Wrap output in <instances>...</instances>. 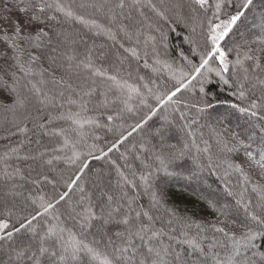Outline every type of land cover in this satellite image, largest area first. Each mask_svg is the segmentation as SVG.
Wrapping results in <instances>:
<instances>
[{"label":"snow or ice","instance_id":"obj_1","mask_svg":"<svg viewBox=\"0 0 264 264\" xmlns=\"http://www.w3.org/2000/svg\"><path fill=\"white\" fill-rule=\"evenodd\" d=\"M5 5L7 11L14 9L24 17L21 24L10 20L7 15L0 16V41L6 45L0 52V62L8 64L9 60L12 61L8 64L10 72L0 69L12 81L11 85L5 81L2 86L15 94L12 105L14 109L24 108L32 97H35L40 106L39 110L63 108L66 102L79 110L49 115L47 124L65 120L70 125L83 128V123L78 118L82 112L88 111L84 97H92L96 88L78 91L70 81L65 80L64 75L57 78L56 72L59 69L68 74L73 71L77 75L84 73L85 79L101 77L111 81L117 90L128 92V100L132 98V94L141 95L139 89L117 82L116 75L109 74L107 69L97 65L96 60L104 61L107 53H101L94 59L92 50L89 49L81 59L75 49L62 51L61 46L69 44L68 37L63 32H56L49 22L61 23L59 17H63L64 23L83 25L94 35H105L113 44L117 43L118 34L132 40L127 25H119L118 31L114 32L95 20L78 15L59 0H5ZM189 5L188 19L194 22L191 31L202 36L203 40L199 63H192L183 57L189 68L187 71L182 68L178 75L172 71L171 64H164L169 71V79L174 83L161 95L148 89L155 97L156 106L127 136L121 135L107 151L101 149L100 155H96L93 151H79L76 143L70 140L63 129L50 134L45 131V123L34 125L45 136L62 138L61 146L54 151L65 153L63 163L74 169L72 175L63 181L62 190H57L59 181L46 174L55 172L54 160L60 161V156L46 158L44 152L21 155L24 141L0 156V163L5 165L0 170V181L5 186L3 195L0 196V264H264V123L259 124L255 137L248 136L247 143L237 140L235 134L229 139L224 136L223 131L212 130L218 160L222 158L220 154L237 153L241 149L246 157L241 164L224 161L227 165L225 175L239 174L242 191L237 196V193L226 186L227 195L236 197L235 205L227 201L222 203L218 198L209 200V207L217 213L215 222H197L180 216L175 209L166 208L160 194L163 189L157 184V181L163 184L170 178H181V172L177 171L181 168V161H191V168L182 169L191 173L182 177L189 181L205 170L221 167L220 163L213 161L212 145L203 139L200 143L197 142L196 131L192 129V125L198 123L195 117L191 119V123L181 126V131L190 138V142L185 139L180 147L167 143L165 128L161 126L141 145L140 151L148 152L152 161L148 164L141 160L149 171L139 178L140 186L150 197L147 209L135 207L136 198L129 197L125 189L135 188L136 185L119 168H116L118 179L114 182L116 190L113 189V181L106 179L107 174L96 173L90 184L83 180L89 170L86 157L95 160L107 157L128 136L143 129L157 114L158 109L166 110L162 117L165 125H174L173 113L179 112V119L183 121L193 109L200 115L212 107L205 91V85L210 83L209 76L212 74L219 79L221 85H226L229 89L235 88L237 100L248 102L246 106L231 104V109L264 121V11L260 13V36L244 45L243 52L238 48L235 61L228 59L221 44L240 24L247 21L249 14L254 15L255 9H264V0H189ZM80 7L99 10L104 5L85 2ZM114 7L121 10L126 7L137 10L148 7L160 20L165 23L169 21L166 13L149 0H130V3L118 0ZM171 7L180 10L184 8V4L177 0ZM174 14L177 22L185 19L182 12ZM116 19V15L109 17L112 22ZM126 19L132 18L128 16ZM196 22L200 28L199 33ZM5 24L10 31L4 27ZM25 25L34 26V30L25 31ZM156 30L160 31L161 41H165L167 37L162 29L158 27ZM189 43L194 45L192 52L197 54L200 47L197 40L189 39ZM252 44L257 47L253 48ZM119 47L133 59H140L135 47H125L122 43ZM31 49L36 50L35 55ZM117 59L123 64L127 57L117 54ZM41 60L47 61L48 68L38 64ZM155 63L159 64V59ZM213 63H217L218 67H213ZM144 67H148L147 63ZM49 68L52 70L49 71ZM17 73L22 75L18 76ZM30 77L39 79L33 83L28 79ZM46 77H50V81ZM49 82L54 88L45 91L43 86ZM92 83L95 85V80ZM25 91L31 96L26 95ZM183 93L197 95V99H182ZM60 98H64L63 102ZM124 105L128 112L133 111L127 106V100ZM168 109H171L170 113H167ZM107 119L111 122L114 117L109 115ZM88 123L93 121L89 120ZM95 126L102 125L96 123ZM252 126L257 127L255 123ZM16 127L21 135H27V128L20 125ZM36 143L39 144L40 141L37 140ZM253 145H256L255 149ZM13 156L17 160H31L46 169L45 172L38 173L39 179L35 183L52 185L50 197L43 195L36 198L31 193L24 195L23 192L15 191L22 187L16 181L24 180L25 177L18 167L9 171L8 161ZM204 157H207V164L203 162ZM123 159L127 160V157ZM136 159L141 158L137 156ZM244 165L259 170V182L251 184V194H248L247 188L251 177L245 172ZM161 210L167 216L166 222H163V216L153 214ZM158 220L162 221L160 227L156 226Z\"/></svg>","mask_w":264,"mask_h":264},{"label":"trees","instance_id":"obj_2","mask_svg":"<svg viewBox=\"0 0 264 264\" xmlns=\"http://www.w3.org/2000/svg\"><path fill=\"white\" fill-rule=\"evenodd\" d=\"M4 5L5 0H2ZM60 3L69 6L78 15L84 16L86 19L95 20L97 23L104 26L106 29H111L114 32L118 31V26L123 24L128 26V31L132 34V40L129 41L122 34L117 35V43L113 44L106 38L105 35H94L92 32L84 28L83 25L76 24L74 22L64 23L63 17H59L61 23L56 21L49 22L51 27L56 32H63L68 37L69 44L62 45L61 50L66 51L75 49L80 55L79 58H83L84 53L89 49L92 50L93 58L95 59L101 53H107V58L104 61L96 60L99 67L107 69L111 75H116L117 82L130 85L132 88L139 89L141 95L136 96L132 94L130 100L127 99L128 92L126 90H117L115 85L111 81L103 79L101 77H91L85 79V74L65 73L63 69H59L56 72L57 78L64 75L65 80L70 81L78 91L84 90L90 87H95L96 92L92 97H84L87 101L88 111L82 112L78 118L83 123V128H79L76 125H70V122L65 120H56L52 124H47L49 115H58L59 112L68 113L69 111L75 112L79 110L75 106H70L66 102L63 108H48L39 110L40 106L36 103L35 97H32L24 108L14 109L12 107L14 101V93L9 88H5L2 84L6 81L11 85L12 81L5 74L0 71V156H3L5 152H10L13 147L20 145L21 141H24L22 146L21 155L24 154H37L38 152H44L46 158H54L60 156L61 160H54L55 172H46L49 178H54L59 181L57 190L63 189V181L68 179L72 175L74 169L67 167L63 163V156L65 153H59L54 151L55 148L60 147L62 143L61 137H55L52 135L45 136L43 133L36 129L34 125L36 123H45L47 125L45 131L50 134L54 131L61 129L65 130L66 135L71 141L76 143V147L82 153L93 151L96 155H100V150L107 151L111 145L121 138V135L127 136L132 131L133 127L140 122L146 114L150 113V110L156 106V100L154 95L149 93L148 89H152V92L157 95H161L166 91L167 87H170L174 81L169 79V71L164 67V64H171L172 71L177 75L179 71H187L189 66L183 60L186 57L192 63H199V52L203 51L202 36L192 33L191 26L194 23L188 17L190 16L189 0H179L184 4V8L180 10L172 9L171 5L177 0H149V2L156 6L158 9L163 10L169 17L168 23L160 20L154 12L148 7H143L139 10L135 8L126 7L121 10L115 8V4L118 0H59ZM95 3L98 5H104L99 10L95 8H81V3ZM126 3H130V0H126ZM112 9V11H110ZM14 10V9H13ZM16 14L24 20V17L14 10ZM182 12L185 17L184 20L177 22L175 18V12ZM264 9L257 8L254 10V15L249 14L247 21L240 24L238 29L234 30L222 41V48L226 52L230 61L237 59V49L241 52L244 51V45L250 44L252 40L257 39L261 34V18L260 13ZM58 15V14H57ZM116 15L117 19L112 22L109 17ZM210 15V13H209ZM131 16V20L126 17ZM197 23V33L200 32V28ZM206 23V22H205ZM162 29L166 35V40L161 41L160 31L157 28ZM34 26L25 27V31H33ZM51 34V32H50ZM189 39H196L200 47L197 54L192 52L193 44L189 43ZM75 41V43H72ZM123 44L125 47H135L139 53L140 59L136 60L130 57L123 51V48L119 47V44ZM2 50L6 47L3 41H0ZM253 48L257 45L252 44ZM33 54H36V50L31 49ZM147 53V55H145ZM117 54L120 57H127L123 64L117 59ZM27 56H25V60ZM159 59L160 63L156 64L155 61ZM12 61L9 60L8 64ZM147 63L148 67L144 65ZM8 64L0 62V69H5L10 72ZM38 64L42 67L48 68L46 60H41ZM213 67H218L217 63L212 64ZM52 69L49 68V71ZM231 74V68L229 76ZM18 76L22 75L17 73ZM50 81V77H46ZM33 83H35L39 77H30ZM95 80V85L92 81ZM210 83L205 85V91L207 98L213 105L208 108L204 113L197 115L193 109L188 112L186 120L179 119V112L173 113L175 117L174 125H165L162 117L166 114V110L163 108L158 109L157 114L148 121L143 129L137 130L131 136H128L123 143L118 144L117 148L108 154L107 157L95 160L92 157H86L89 162V170L83 177L84 181L91 182L92 177L96 173L107 174L106 179H111L114 182L118 179L116 174V168H119L136 187H127L129 197L136 198L135 207L148 208L150 197L144 192L143 187L140 186V176L147 175L148 169L143 166L141 160L144 163H152L149 159L148 152H141L140 147L145 143L154 132L164 126L166 132V142L175 144L180 147L186 137L184 131H181V126L186 123H191L192 118H196L198 123L192 125V129L196 131V140L198 143L201 140H206L212 145V154L214 163H220L219 169L205 170L198 174V177L189 181L182 177L190 175V172L182 171L183 168H191V161H181L180 169L181 178H170L163 184L157 181V184L163 189L160 193L163 197V203L166 208L175 209L180 216H186L197 222H215L217 213L213 208L209 207V200L220 199L223 203V199L233 205H235L236 197L227 195L226 186L231 191L237 193V196L242 191L240 187V176L237 173L231 175H225V168L227 165L225 160H229L236 164H241L245 161L243 149L237 153L220 154L221 159H217V147L212 135V130L223 131L225 137L231 138L232 134H235L237 140H243L248 142V136H256L260 121L251 118L247 115H242L235 109H231L229 105L237 104L238 106H246L247 101L237 100L234 93L235 88L229 89L226 85H221L219 79L214 75L209 76ZM23 82V81H22ZM145 85L148 87L145 88ZM39 87V85H38ZM247 87V85H246ZM45 91L53 90L54 86L51 82L43 86ZM199 85H197V90ZM26 95L31 96L30 93L25 91ZM67 92L65 95L67 96ZM259 95V92L256 93ZM198 95V92H197ZM197 95H191L189 93H183L182 99L189 101H195ZM63 102L64 98H60ZM127 100V106L133 111L130 113L125 109L124 101ZM143 101V102H142ZM105 105H107L105 107ZM182 108V105H181ZM187 111V110H185ZM171 109L167 110L170 113ZM119 114V115H118ZM112 115L114 119L109 122L107 117ZM171 118V116H170ZM91 120L93 123H88ZM96 123L102 125L96 127ZM256 124L254 128L252 125ZM16 125L27 128L29 131L27 135H21ZM75 129V130H73ZM111 129V130H109ZM40 143L37 144L36 141ZM155 142V141H154ZM202 146V145H201ZM231 146V143L230 145ZM256 145H253L255 149ZM70 154V150H69ZM127 157V160L123 157ZM139 156L141 159L137 160ZM258 158V156H257ZM110 161L112 163H110ZM203 162L207 164V157L203 158ZM5 167L3 163H0V170ZM9 171L13 167H18L21 170V174L25 177L24 180H17L18 187L15 191L23 192L24 195H31L38 198L39 196L52 195V185L49 184H36L35 181L39 179L38 173L45 172L46 169L41 168L39 164L31 160H17L13 156L8 161ZM175 167V165H173ZM245 172L251 177V183L247 185L248 194H251V184L257 183L259 177V170L244 165ZM215 172V174H213ZM135 173V175H133ZM5 186L3 181H0V196L3 195ZM203 197V198H201ZM154 215L163 216V222H166L167 216L161 210L159 213H153ZM222 218V217H221ZM162 221H157L156 226L160 227ZM238 230V229H237ZM6 259V258H5Z\"/></svg>","mask_w":264,"mask_h":264},{"label":"rangeland","instance_id":"obj_3","mask_svg":"<svg viewBox=\"0 0 264 264\" xmlns=\"http://www.w3.org/2000/svg\"><path fill=\"white\" fill-rule=\"evenodd\" d=\"M1 2H3L2 0H0V16H4V15H7L9 17L10 20L12 21H19L21 24H23L24 20L21 19L14 10H11V11H7V6L5 5H2ZM5 28H7L9 31L11 30L7 24L4 25ZM25 27H29V25H25ZM2 48H1V44H0V52H2ZM165 138H167V136L165 135ZM225 200L223 199V202Z\"/></svg>","mask_w":264,"mask_h":264}]
</instances>
